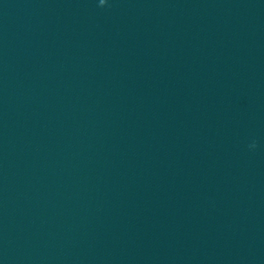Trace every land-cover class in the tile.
Returning a JSON list of instances; mask_svg holds the SVG:
<instances>
[{
	"label": "water",
	"instance_id": "95a60500",
	"mask_svg": "<svg viewBox=\"0 0 264 264\" xmlns=\"http://www.w3.org/2000/svg\"><path fill=\"white\" fill-rule=\"evenodd\" d=\"M0 264H13L0 215Z\"/></svg>",
	"mask_w": 264,
	"mask_h": 264
},
{
	"label": "clouds",
	"instance_id": "9594fccd",
	"mask_svg": "<svg viewBox=\"0 0 264 264\" xmlns=\"http://www.w3.org/2000/svg\"><path fill=\"white\" fill-rule=\"evenodd\" d=\"M100 3H101V5H103V3H104V0H100ZM254 146V145H253Z\"/></svg>",
	"mask_w": 264,
	"mask_h": 264
}]
</instances>
